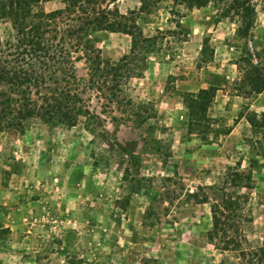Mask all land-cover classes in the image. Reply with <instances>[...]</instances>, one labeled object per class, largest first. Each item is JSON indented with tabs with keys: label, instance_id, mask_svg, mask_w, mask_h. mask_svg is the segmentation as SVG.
Listing matches in <instances>:
<instances>
[{
	"label": "rangeland",
	"instance_id": "obj_1",
	"mask_svg": "<svg viewBox=\"0 0 264 264\" xmlns=\"http://www.w3.org/2000/svg\"><path fill=\"white\" fill-rule=\"evenodd\" d=\"M252 2L245 37L230 0L111 2L156 36L142 75L111 108L89 92L97 123L33 116L0 130V264H264V88L244 80L248 58L264 67V0ZM19 37L0 18V56ZM89 37L104 58L133 47L124 32ZM203 88L210 101L190 121L184 93ZM214 204L226 228L212 234Z\"/></svg>",
	"mask_w": 264,
	"mask_h": 264
},
{
	"label": "trees",
	"instance_id": "obj_2",
	"mask_svg": "<svg viewBox=\"0 0 264 264\" xmlns=\"http://www.w3.org/2000/svg\"><path fill=\"white\" fill-rule=\"evenodd\" d=\"M42 1L47 0H0V18H9L20 35L14 44L16 52L5 54L12 58L0 56V84L6 86L0 90V130L22 128L23 121L33 116L50 126L73 127L80 117L88 119L89 124L97 123L99 115L88 104L92 99L89 92L95 93L93 98L98 102L104 100L101 105L109 108L121 103L126 98V81L142 75L146 55L152 51L156 36H146L136 21L127 19L117 6L111 7L115 0H62L64 7L50 11L39 7ZM183 1L188 7L199 8L211 0ZM230 6L241 20L238 34L247 36L255 22L252 0H230ZM98 31L129 34L133 41L131 51L117 60L104 58L89 37ZM136 49L141 51L140 56L135 54ZM204 51L205 47L202 56ZM83 59L88 65L86 76L77 74L76 63ZM201 60L207 62L208 58ZM246 64L245 82L251 85V91H261L264 67L250 58ZM13 94L20 97L18 110ZM184 94L192 121L197 110L207 108L210 90ZM231 173L238 178L242 175L237 170ZM212 213L213 234L226 227L219 215L224 213L219 204L212 206Z\"/></svg>",
	"mask_w": 264,
	"mask_h": 264
},
{
	"label": "crops",
	"instance_id": "obj_3",
	"mask_svg": "<svg viewBox=\"0 0 264 264\" xmlns=\"http://www.w3.org/2000/svg\"><path fill=\"white\" fill-rule=\"evenodd\" d=\"M2 193L7 194V193H9V192H8V191H5V192L2 191ZM0 196H2V197H0V198L2 199L0 202H1V203H4V201H5V196H6V195H3V194L0 193Z\"/></svg>",
	"mask_w": 264,
	"mask_h": 264
}]
</instances>
